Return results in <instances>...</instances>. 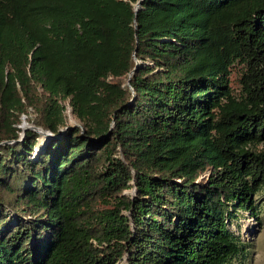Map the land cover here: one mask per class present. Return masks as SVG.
I'll return each mask as SVG.
<instances>
[{"label":"trees","instance_id":"16d2710c","mask_svg":"<svg viewBox=\"0 0 264 264\" xmlns=\"http://www.w3.org/2000/svg\"><path fill=\"white\" fill-rule=\"evenodd\" d=\"M135 1L0 0V264L246 257L227 222L264 195V0Z\"/></svg>","mask_w":264,"mask_h":264},{"label":"rangeland","instance_id":"374dc122","mask_svg":"<svg viewBox=\"0 0 264 264\" xmlns=\"http://www.w3.org/2000/svg\"><path fill=\"white\" fill-rule=\"evenodd\" d=\"M236 71L232 70L229 73L230 85H236ZM64 122L65 124H74L80 127L79 122L72 116L70 108L66 101H64ZM24 114L20 115V121L17 124L20 128L19 135L22 136V132L26 128H33V124L26 119ZM62 127V126H61ZM59 127V129H61ZM39 137V134L37 135ZM43 139V138H42ZM36 145V143H35ZM33 145V148L35 147ZM258 146L264 147V144H258ZM32 148V149H33ZM123 192H132V189H125ZM262 193L256 195V200L260 204L259 217L256 219L245 210H236V218L227 222L228 228L234 233H237L241 240L248 241L250 243L249 251L246 254L244 260L240 264H264V199ZM116 262L115 264H118Z\"/></svg>","mask_w":264,"mask_h":264},{"label":"water","instance_id":"95a60500","mask_svg":"<svg viewBox=\"0 0 264 264\" xmlns=\"http://www.w3.org/2000/svg\"><path fill=\"white\" fill-rule=\"evenodd\" d=\"M138 3H139V0H136L134 3H133V9L135 10L138 6ZM137 62V59L136 61ZM65 126L63 125L61 127V129H59L60 131L64 128ZM33 129L38 133V134H41L42 136L46 137V136H50L51 134L49 133V131L47 129H42L38 126H33Z\"/></svg>","mask_w":264,"mask_h":264},{"label":"bare ground","instance_id":"6f19581e","mask_svg":"<svg viewBox=\"0 0 264 264\" xmlns=\"http://www.w3.org/2000/svg\"><path fill=\"white\" fill-rule=\"evenodd\" d=\"M42 138H43V136L41 134H39L37 147L40 144V141L42 140Z\"/></svg>","mask_w":264,"mask_h":264}]
</instances>
